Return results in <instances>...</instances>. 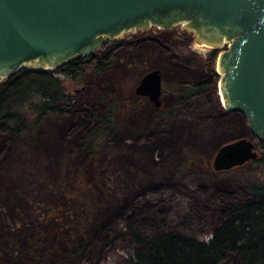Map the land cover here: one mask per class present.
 <instances>
[{"label": "rangeland", "instance_id": "obj_1", "mask_svg": "<svg viewBox=\"0 0 264 264\" xmlns=\"http://www.w3.org/2000/svg\"><path fill=\"white\" fill-rule=\"evenodd\" d=\"M114 42L107 59L108 47L94 54L102 74L85 65L86 83L71 89L63 115L13 140L0 132V264H122L133 232L207 241L225 210L264 179V163L208 166L223 143L251 135L244 116L222 106L217 56L225 44L198 45L183 24L126 32ZM152 69L161 73L159 107L134 91ZM189 82L203 91L180 97ZM113 100L114 124L91 156L84 139ZM157 108H171L169 117ZM219 264L242 263L230 255Z\"/></svg>", "mask_w": 264, "mask_h": 264}, {"label": "water", "instance_id": "obj_2", "mask_svg": "<svg viewBox=\"0 0 264 264\" xmlns=\"http://www.w3.org/2000/svg\"><path fill=\"white\" fill-rule=\"evenodd\" d=\"M178 24L197 43L226 44L217 56L222 106L242 114L251 133L223 143L212 169L253 161L260 154L254 139L264 142V0H0V82L21 68L89 57L126 32ZM161 84L152 69L134 91L159 107Z\"/></svg>", "mask_w": 264, "mask_h": 264}, {"label": "trees", "instance_id": "obj_3", "mask_svg": "<svg viewBox=\"0 0 264 264\" xmlns=\"http://www.w3.org/2000/svg\"><path fill=\"white\" fill-rule=\"evenodd\" d=\"M118 46L112 42L100 49L108 47L107 59ZM94 54L55 69L21 68L1 81L0 132L13 140L35 134L48 118L63 115L71 106L74 96L71 89L86 83L85 65L93 63L94 75L105 70L101 64L94 63ZM215 55L213 51L211 58ZM202 91L200 84L189 82L177 93L186 98ZM157 109L163 117H169L171 108ZM115 110L113 100L106 102L102 111L95 115L94 125L84 139L91 156L98 152L113 126ZM258 142L262 152L250 163L259 168L264 163V142ZM255 180L248 197L225 210L207 241L160 230H152L148 235L143 231L138 235L130 227L134 245L131 255L122 264H219L230 255L242 264H264V179ZM66 196L80 201V192L70 191ZM150 211L145 208L142 214ZM143 225L146 227L149 222L142 220Z\"/></svg>", "mask_w": 264, "mask_h": 264}, {"label": "bare ground", "instance_id": "obj_4", "mask_svg": "<svg viewBox=\"0 0 264 264\" xmlns=\"http://www.w3.org/2000/svg\"><path fill=\"white\" fill-rule=\"evenodd\" d=\"M198 45H201V46H209V45H206V44H204V43H200V44H198ZM226 45V44H225ZM209 47H212V46H209Z\"/></svg>", "mask_w": 264, "mask_h": 264}, {"label": "flooded vegetation", "instance_id": "obj_5", "mask_svg": "<svg viewBox=\"0 0 264 264\" xmlns=\"http://www.w3.org/2000/svg\"><path fill=\"white\" fill-rule=\"evenodd\" d=\"M140 96V95H139ZM142 97V96H141Z\"/></svg>", "mask_w": 264, "mask_h": 264}]
</instances>
